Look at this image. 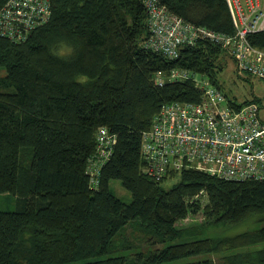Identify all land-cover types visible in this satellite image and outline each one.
Here are the masks:
<instances>
[{"label":"trees","instance_id":"16d2710c","mask_svg":"<svg viewBox=\"0 0 264 264\" xmlns=\"http://www.w3.org/2000/svg\"><path fill=\"white\" fill-rule=\"evenodd\" d=\"M47 1L48 19L22 38L0 34V196L15 205L0 208V264H218L213 254L244 243L260 247L222 264H264V180L191 167L169 173L179 177L165 187L145 174L143 137L155 116L202 95L193 76L161 85L158 75L184 68L222 89L226 49L203 38L170 59L145 46L146 0ZM159 2L199 27L236 32L227 0ZM247 37L264 49V30ZM225 94L236 106L262 101ZM100 127L116 141L95 184L88 164ZM113 179L132 198L117 195ZM253 216L260 228L225 242L205 234Z\"/></svg>","mask_w":264,"mask_h":264},{"label":"built area","instance_id":"2783aa9c","mask_svg":"<svg viewBox=\"0 0 264 264\" xmlns=\"http://www.w3.org/2000/svg\"><path fill=\"white\" fill-rule=\"evenodd\" d=\"M236 32L228 35L199 27L160 4L146 0L150 35L145 46L160 51L170 59L180 56L186 45L208 38L226 49L234 58L238 73L264 78V49L250 43L248 34L264 30V0H227ZM243 8V10L241 9ZM50 15L47 0H10L0 9V34L23 37ZM18 39V38H17ZM193 76L201 88L199 101H175L163 106L144 133L143 148L147 171L159 178L185 168H199L227 179L264 180V113L257 102L233 105L225 92L207 76L174 68L166 76L158 75L160 84ZM98 149L112 153L115 143L107 128L96 133ZM100 159L94 161L92 180L97 183Z\"/></svg>","mask_w":264,"mask_h":264},{"label":"rangeland","instance_id":"374dc122","mask_svg":"<svg viewBox=\"0 0 264 264\" xmlns=\"http://www.w3.org/2000/svg\"><path fill=\"white\" fill-rule=\"evenodd\" d=\"M250 1L252 3H256L257 0H250ZM236 3L238 5L241 4V2L238 0H236ZM241 9L243 10V8ZM226 59H228V61H225L226 65L223 68V70L219 73V83L221 84L222 90H224L230 97L235 98L239 102H243L246 99H253L254 97H257L258 99L262 100L260 104L261 106H263L262 109L264 110V78H259L256 76L250 77L249 74L238 73L234 58L230 57ZM4 73H5L4 71H0V75ZM95 158L96 160L100 159L99 162L101 163V166L97 170V174H98L100 172L102 165H104L108 161L110 156L106 152H103V151L100 152L99 149H96V151L90 157L89 164H88V171L90 172L88 173L89 175L91 174V176H92V172L96 171V169L92 168L94 167ZM196 169H199V168H196ZM144 170H145V167H144ZM145 174L151 177L152 179H155V178H158L159 180L162 179L161 180L162 185L165 187H171V185H173L179 177L178 175H172V176L166 177L167 176L166 175L164 176L165 178L164 177L159 178L154 173H150L147 170L145 171ZM111 187L117 195L126 198V200H129L130 198H132L131 193L127 189L124 188V186L122 185V182L119 179H113L111 181ZM0 208L14 209L15 208L14 198L10 197L8 199V197L6 196L4 197L0 196ZM202 219H203V214H199L191 218H187L185 220L179 221L178 225L181 227L188 226V225L195 224L196 222L203 221ZM256 219L257 217L253 216L250 219H247L246 221L238 225L222 224L214 229H211L210 227L207 230H205V234L208 231L209 236L210 235L215 236L218 238V240L221 239L222 242H225L226 238L229 239V237L231 238L235 236V234L237 233H243L251 229L258 228L261 225V223L256 224L255 223ZM262 226H264V224ZM258 247H260V244L249 245L247 243H244V245L234 248L233 250L227 249L222 252L213 254L211 257L217 260L220 259L218 264H222L223 261H221V259L225 254H229L231 252H245V251L257 249Z\"/></svg>","mask_w":264,"mask_h":264}]
</instances>
